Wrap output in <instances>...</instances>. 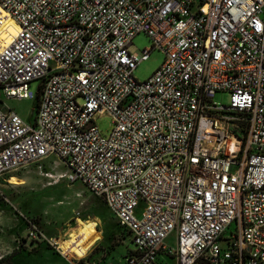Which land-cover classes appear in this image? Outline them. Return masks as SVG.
Returning a JSON list of instances; mask_svg holds the SVG:
<instances>
[{"label":"built area","instance_id":"2783aa9c","mask_svg":"<svg viewBox=\"0 0 264 264\" xmlns=\"http://www.w3.org/2000/svg\"><path fill=\"white\" fill-rule=\"evenodd\" d=\"M6 20L0 93L36 106L25 121L0 101V184L54 157L56 179L96 194L127 236L123 264H264V0H0V32ZM25 227L19 245L88 264Z\"/></svg>","mask_w":264,"mask_h":264},{"label":"rangeland","instance_id":"374dc122","mask_svg":"<svg viewBox=\"0 0 264 264\" xmlns=\"http://www.w3.org/2000/svg\"><path fill=\"white\" fill-rule=\"evenodd\" d=\"M2 34L3 31L0 32V45ZM130 43V52L136 54L149 46V40L142 33L133 36ZM162 58L161 52L151 51L147 59L134 68L133 78L145 80L160 65ZM36 86L37 82L29 84L32 93H35ZM212 100L224 105L227 95L215 94ZM0 101L2 108L11 109L22 120L27 121L33 114L34 99H5L0 93ZM94 126L100 134L106 135L111 126L110 118L98 115L94 117ZM39 164L45 171H51L55 179L65 171L54 157ZM39 164H28L4 176L5 180L16 178L13 182L18 185L3 182L0 185L3 196L0 199V264H68L67 259L52 252L43 242L33 247H19L18 237L26 231L25 220L32 221L46 239L56 238V242L59 238L61 241L68 239L61 247L64 251L66 247L69 252L77 254L86 251L84 256L90 264H122L124 254L133 246L117 228L101 199L77 182L68 184L64 179L52 182L43 178L37 170ZM141 208L139 205L137 211ZM166 243L172 245L171 241ZM158 261L172 264L163 257Z\"/></svg>","mask_w":264,"mask_h":264},{"label":"crops","instance_id":"0c3cea01","mask_svg":"<svg viewBox=\"0 0 264 264\" xmlns=\"http://www.w3.org/2000/svg\"><path fill=\"white\" fill-rule=\"evenodd\" d=\"M9 181H10V180H9ZM0 185H1V184H0ZM8 185H10V184H8ZM19 185H20V184H19ZM11 186H16V185H11ZM24 235H25V233H24ZM24 235H20V236L18 237V239L23 238ZM59 237H60V235H59ZM55 239H56V238H55ZM57 239H58V236H57ZM67 240H68V239H64V240L61 241V239L59 238L58 241H57V244H58L59 247L61 248V247H63L64 245H66ZM40 243H42V242H40ZM36 244H39V242H38V243H35V242H34V243L26 242L24 245H19V247L23 249V248H26L27 246H32V245L35 246ZM33 246H32V247H33ZM37 247H38V246H37ZM50 249H51V248H50ZM61 249H62L63 252L72 253L74 256L86 255V251L82 252L81 254H77V253H75V252H71V251L69 252V251H68L69 249H68L67 247L65 248V251H64L63 248H61ZM85 250H86V249H85ZM51 251L54 252V253H56L53 249H51ZM20 252H21V250H20ZM20 252H19V253H20ZM57 254H58V253H57ZM58 255H59V254H58ZM59 256H60V255H59ZM85 261L87 262L86 259H85ZM67 263H68V261H67ZM87 263L90 264L89 262H87ZM11 264H12V263H11ZM68 264H69V263H68ZM122 264H123V261H122Z\"/></svg>","mask_w":264,"mask_h":264},{"label":"bare ground","instance_id":"6f19581e","mask_svg":"<svg viewBox=\"0 0 264 264\" xmlns=\"http://www.w3.org/2000/svg\"><path fill=\"white\" fill-rule=\"evenodd\" d=\"M8 21H10V20H6L5 21V23H4V25H3V27L5 28V26H8V30L9 31H3V34L1 35L2 37H1V39H2V42H1V45H4L5 44V42H6V40L7 39H5V37L8 35V34H10L9 32H11L12 30H13V25L11 24V23H9ZM4 30V29H3ZM9 40V39H8ZM8 42V41H7ZM6 42V43H7ZM13 180L15 181L16 180V178H14V177H12V178H10V181L9 180H7V184H10V185H18L16 182H13ZM58 245V244H57ZM58 248L59 249H61L60 247H59V245H58ZM62 250V249H61Z\"/></svg>","mask_w":264,"mask_h":264},{"label":"trees","instance_id":"16d2710c","mask_svg":"<svg viewBox=\"0 0 264 264\" xmlns=\"http://www.w3.org/2000/svg\"><path fill=\"white\" fill-rule=\"evenodd\" d=\"M35 101V105H34V109H35V106H36V100H34ZM115 225L117 226V228H119L118 227V225L115 223ZM119 230H120V228H119ZM121 231V230H120ZM122 232V231H121ZM123 233V232H122ZM130 250H127V252L124 254V256L129 252ZM124 256H123V258H124ZM81 263V261H78V264H80Z\"/></svg>","mask_w":264,"mask_h":264}]
</instances>
